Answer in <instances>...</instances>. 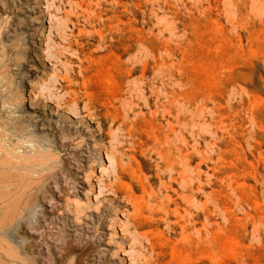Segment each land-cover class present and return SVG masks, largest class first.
I'll use <instances>...</instances> for the list:
<instances>
[{
    "label": "rangeland",
    "instance_id": "obj_1",
    "mask_svg": "<svg viewBox=\"0 0 264 264\" xmlns=\"http://www.w3.org/2000/svg\"><path fill=\"white\" fill-rule=\"evenodd\" d=\"M171 127L187 178L158 155ZM11 135L54 168L0 264H264V0H0V153ZM116 142L157 194L139 229L124 192L98 197ZM21 166L0 176L42 169Z\"/></svg>",
    "mask_w": 264,
    "mask_h": 264
},
{
    "label": "bare ground",
    "instance_id": "obj_2",
    "mask_svg": "<svg viewBox=\"0 0 264 264\" xmlns=\"http://www.w3.org/2000/svg\"><path fill=\"white\" fill-rule=\"evenodd\" d=\"M73 5H75V3ZM90 117H92V116L90 115ZM198 119H199V117H198ZM27 125H26V127H28ZM30 125H31V123L29 124V126ZM197 125L200 126L199 124H197ZM103 126H107L106 121H103ZM19 127H17L16 129H18ZM16 129H15V131H16ZM19 129H20V131H19L20 133L25 132V134H26L27 130L24 126L22 128H19ZM28 129H29V127H28ZM108 129H109V131H111L112 130L111 126H109ZM193 129H192V131H193ZM173 131H174L173 127H171L170 132L167 133L163 139H157V143L161 146V147H159L158 155L161 158V161L163 162V164H165V166L168 169H170L172 174L176 173L180 177L187 178L185 176V171H183V169L182 170L176 169V164H175L176 162L173 159L174 148H173V143L170 139V133H173ZM14 133L15 134H12V135L16 136L17 135L16 133H18V132H14ZM12 135L4 139V143H8L7 148H9V147H12V148L10 150L6 149V148H2V151L0 153V169H5V170L16 169L17 167H19L21 165H25V164L38 165V166L42 167V169L38 170L37 173L34 174L33 176H29V175L24 176V174L13 175L10 177L9 176L7 177L6 175L0 176V189H4V192L1 194V196H2L1 198L3 199V201L2 202L0 201V237L2 238V241H4L3 243L7 247L10 246L9 243H12V239L9 238V235L11 232L12 233L13 232H21V233L27 234V233H29V231H32L36 227V225H37L36 223L38 222L37 220H36V222H34V216H36L35 215L36 199H37L39 193L44 192V190L42 191V188L45 187L44 181L46 179L44 177L45 176L44 174L47 171L54 168L53 165L47 164V162L49 161V158H51V156L49 154H46L45 152H38V154H32L31 152H28L27 150H25V148L29 147L30 145H27V144L16 145L15 144L16 139L14 140L13 139L14 137L12 138ZM116 139H117V136L115 135L114 141ZM185 143H186V141H185ZM69 144H71V142ZM183 144H184V142H183ZM119 145H121V142L120 143L116 142L114 144L113 147L115 149V152H113L112 150H108L106 152V159L108 160L110 166H112L111 170L109 171L108 169H103V172L107 174L108 179H114V183L106 185L107 190H108V194H107L102 190V187H104V183L100 179L101 184L99 185V196L98 197L101 198V197H105L106 195L117 196L119 191L124 192L126 194L125 200H127V204L128 205L130 203L132 204L131 208L133 211V226L135 229H139V228H141L140 218L143 216L142 215L143 214V212H142L143 206L149 208L150 214H151V212L155 208L154 203L157 201V194L152 189V187L150 186L149 181L145 178H142V176L140 174H138L139 173L138 171L131 169L130 164L127 166V165H124L122 163V155H125V153H122V155H116L115 154L116 151H119ZM19 153H23V154L19 155ZM203 154L201 153V155H199V156H201L200 161L198 163V166L200 168H201V164L204 162ZM128 157H129V159H133L132 156H128ZM181 158L183 160H185V166H187L189 163L187 153H184L181 156ZM46 166H49V168L46 169ZM130 169H131V173L134 175V179H132V182H131L132 185H128V184H125L123 182L124 178H126L130 174V171H129ZM197 171L200 172V170H198V169H197ZM197 178H198V180L197 179L196 180H197V182H199V184H197L198 186H195L194 182H191L186 186V188L188 190H191V191L196 189L198 193L204 192L205 185L202 181V174L200 173ZM172 179L175 180L174 177ZM26 180H28V181H26ZM190 180L192 181V179H190ZM37 181L42 182L40 187H37ZM163 185L165 186V188H168V186L165 183H163ZM148 186L150 187V189L148 188ZM133 190L142 191L143 196L140 198L135 197L133 195V192H132ZM28 191L31 193L30 195H28L30 200L27 198L26 202L23 203L22 205H20L19 207H15V204H16V202H18V200H11L4 207L5 202L8 201V199L11 197V195L16 194L17 192H23L21 194V196H23V194L25 192H28ZM163 198L166 201L164 206H165V213H167V210L170 211V205L173 203V199H172V196L169 194H166ZM121 201H124V198ZM183 201L186 202V199L183 198ZM188 203L189 202H186V204H188ZM206 203L207 202L205 201V202H203L202 205L200 204L201 209H199L200 210L199 216L205 215ZM188 205H191V204H188ZM176 214L179 215V213H176ZM179 216H181V215H179ZM150 217H152V216H150ZM188 217H190V215ZM174 222H176V221H174ZM203 226H205V224H203ZM255 226L257 229V225H255ZM203 228L204 227H202V229ZM200 232H201V230H200ZM121 234L124 235V232H122ZM201 241H202V238H201ZM13 243H15V242L13 241ZM0 256L2 258L7 257L2 253H0ZM19 264H21V263H19Z\"/></svg>",
    "mask_w": 264,
    "mask_h": 264
}]
</instances>
